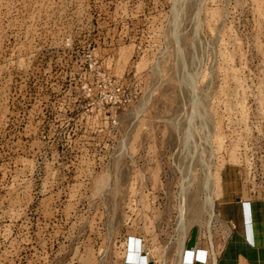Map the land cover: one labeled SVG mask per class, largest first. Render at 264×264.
Here are the masks:
<instances>
[{"label": "rangeland", "instance_id": "1", "mask_svg": "<svg viewBox=\"0 0 264 264\" xmlns=\"http://www.w3.org/2000/svg\"><path fill=\"white\" fill-rule=\"evenodd\" d=\"M222 174L264 185V0H0V264H177L191 229L209 264Z\"/></svg>", "mask_w": 264, "mask_h": 264}, {"label": "crops", "instance_id": "2", "mask_svg": "<svg viewBox=\"0 0 264 264\" xmlns=\"http://www.w3.org/2000/svg\"><path fill=\"white\" fill-rule=\"evenodd\" d=\"M217 205V223L223 230L213 264H264V185L254 193L223 185ZM140 243L129 239L120 264H156L144 261ZM206 250L191 229L183 238L181 264H206Z\"/></svg>", "mask_w": 264, "mask_h": 264}, {"label": "bare ground", "instance_id": "3", "mask_svg": "<svg viewBox=\"0 0 264 264\" xmlns=\"http://www.w3.org/2000/svg\"><path fill=\"white\" fill-rule=\"evenodd\" d=\"M209 199V198H208ZM210 200V199H209ZM210 203V202H209ZM210 212V211H209ZM212 215H210V217H211ZM210 239V238H209ZM180 245H182L183 244V236L181 237V241H180V243H179ZM211 244H209V246H210ZM141 247V246H140ZM182 247V246H181ZM180 251H182V249L180 250ZM214 257H215V253L212 251V248L210 247V262H209V264H213L214 263ZM177 264H181V259L178 261V263Z\"/></svg>", "mask_w": 264, "mask_h": 264}, {"label": "built area", "instance_id": "4", "mask_svg": "<svg viewBox=\"0 0 264 264\" xmlns=\"http://www.w3.org/2000/svg\"><path fill=\"white\" fill-rule=\"evenodd\" d=\"M111 99V98H110Z\"/></svg>", "mask_w": 264, "mask_h": 264}]
</instances>
